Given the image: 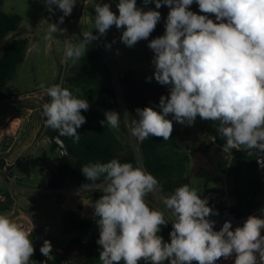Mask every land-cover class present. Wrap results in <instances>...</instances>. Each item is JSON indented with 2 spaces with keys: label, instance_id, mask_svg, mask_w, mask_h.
Masks as SVG:
<instances>
[{
  "label": "clouds",
  "instance_id": "9594fccd",
  "mask_svg": "<svg viewBox=\"0 0 264 264\" xmlns=\"http://www.w3.org/2000/svg\"><path fill=\"white\" fill-rule=\"evenodd\" d=\"M150 2L156 9L162 5L170 9L164 35L148 43L154 52V78L160 85L171 86L170 95L160 97L159 112L152 107L137 108L139 119L131 122L130 134L140 141L149 136L167 141L173 131L169 114L177 123L189 126L199 116L219 121L216 130L226 147L242 149L248 155L252 150L264 153V0H195L202 13L215 16V22L208 15L189 10L194 0H144L145 5ZM53 5L63 15L58 23H48L46 40L54 33H66L59 24L71 15L76 0H45L49 13L55 11ZM117 8L118 16L109 4L97 3L94 29L98 35L86 31L81 42L66 43L65 58L81 59L88 46L113 25L125 29L121 42L133 47L147 40L161 19L159 11L137 7V0H119ZM45 91L50 98L42 105L45 127L59 130V136L72 137L78 143L77 129L86 122L81 110L89 109L88 101L74 96L62 83ZM105 117L101 124L119 126L118 112L107 111ZM257 163L264 167V158H258ZM81 170L93 184L101 177L104 181L103 195L93 206L102 264H139L141 260L148 264H164L166 260L170 264H216L233 253L234 264H264V218L250 215L234 230L226 221L214 231L215 221L208 217L218 213L208 206L207 198L185 184L163 200L175 217L170 242H165L158 233L168 220L145 199L160 190L152 174L117 159L89 163ZM89 187V183L84 184L82 189ZM32 231L33 227L25 230L0 214V264H30L34 254ZM51 251L50 241L45 240L40 252L48 257Z\"/></svg>",
  "mask_w": 264,
  "mask_h": 264
},
{
  "label": "trees",
  "instance_id": "16d2710c",
  "mask_svg": "<svg viewBox=\"0 0 264 264\" xmlns=\"http://www.w3.org/2000/svg\"><path fill=\"white\" fill-rule=\"evenodd\" d=\"M53 20L58 23L63 12L54 5ZM215 22V16H211ZM21 16L17 14H4L0 12V40L4 39L21 22ZM68 29L74 27L71 15L64 18L61 24ZM98 35V32L93 33ZM27 49V40L20 38L4 46L0 56V103L18 94L8 87L17 66L24 60ZM151 60L154 52L150 49ZM104 47L99 38L90 53L83 57L75 67L74 72L65 78L68 89L74 96L86 99L89 103L87 111L81 110V115L86 122L77 132L80 135L78 143L73 142L72 137H61L76 158V162L61 157L60 163L50 173L47 186L51 189L62 188L67 185L82 187L84 184L95 185L103 181V177L96 183L87 180L81 168L89 163H106L111 159H117L121 163L129 162L134 167L141 166L152 174L159 182L162 193H170L179 186L189 185V180L183 177L186 165L191 163V177L201 179L205 187L203 198H207L208 206L218 216L230 210L238 216L244 215L255 209L262 201L261 181L257 174L256 161L264 157V153L252 150V155L245 151L232 149L231 156L224 151L225 140L218 133L210 138L199 140L191 146L187 142L190 132L185 129H173L169 140L162 137L149 136L140 141L138 145V157L127 150L125 145L116 137L107 124H101L106 118L102 113L105 102L98 106L96 97L103 95L110 99L114 105H118L119 97L126 109L130 122L138 120L136 109L152 107L161 111L159 101L161 96L169 97L170 85H153L150 79L138 78L134 71L122 72L117 79V86L111 72L103 65ZM119 89V93H118ZM59 135V130H55ZM52 150L59 147L52 143ZM183 146V149H180ZM224 178L233 183L232 193L236 197L233 207L214 205L213 195L216 194L213 187L221 185ZM211 186V187H210ZM90 197L93 190L85 191ZM7 194V193H6ZM11 200L7 195L5 203L0 202V212H5L11 207ZM64 233L71 235L70 241L62 251L64 259L61 262L44 260L40 252L41 245L33 243L34 254L30 264H97L101 246L96 243L99 239V230L96 218L84 220L73 212L66 214L63 219ZM171 228L169 224L161 226L160 233L168 234Z\"/></svg>",
  "mask_w": 264,
  "mask_h": 264
},
{
  "label": "rangeland",
  "instance_id": "374dc122",
  "mask_svg": "<svg viewBox=\"0 0 264 264\" xmlns=\"http://www.w3.org/2000/svg\"><path fill=\"white\" fill-rule=\"evenodd\" d=\"M97 3L109 4L111 11L117 16L119 15L117 8L119 0H76V5L71 13V17L74 20V27L68 29L59 24L60 28L67 29L66 33L63 35L54 33L52 39L46 40L44 36L47 33L48 23L55 22L53 20V13H49L45 6V0H0V12L7 15L17 14L22 18L15 29L4 39L0 40V56L5 45L23 37L29 39L25 59L17 66L11 80L7 83L8 87L10 89H15L20 94H32L35 91L42 90L58 83H62V86L68 89L65 78L74 72L80 60L90 53L97 40L93 41L88 46L85 55L79 60H68L65 58L64 50L66 43L76 45L77 42H79L77 37L83 40L82 32H97V30L94 29V19L96 15L94 6ZM137 7L145 11L156 10L161 13L160 21L147 40H141L133 47H128L122 43L120 39L125 29H117L115 25L107 31L105 36L99 37L103 42V47L107 50V52L104 51L102 58L103 65L111 72L116 87H118L117 79L119 75L129 70L134 71L138 78L150 79L153 85H159L154 78L155 67L151 60L148 43L152 39L164 35L165 23L170 9L166 5H162L161 8L156 9L154 2L145 5L144 0H137ZM189 10L198 15H208L209 18L214 16L213 14L202 13L198 4L195 3V0L189 7ZM76 25H78V28H76ZM109 44L111 47H106V45ZM41 85H44V88H41ZM101 102H105V108L102 109L104 116L107 111H116L120 114L121 119L119 126L110 129L125 145L127 150L138 157V145L140 140L130 134L131 122L120 97L118 105H114L107 97L98 95L96 97L97 105L99 106ZM15 106L16 103L8 101L2 108L5 110V108H14ZM40 114L41 111H37L32 119L34 120ZM172 117L173 114H169L167 118L172 120L173 129H185L190 132L187 142L191 146L205 137L211 139L214 134L217 133L216 128L219 125V121L202 120L197 116L195 122L189 126L187 124L182 125L177 123ZM12 126L14 127L13 124ZM45 130L46 127L43 121L38 138L34 140L30 151L25 156L23 164L18 167L20 170L18 169L13 174L19 176L18 180H15L17 183H21L23 186L30 189L41 191L39 194L31 197L32 205L28 209L30 219L39 227V230L31 237L32 242L37 243V238L39 237H42L43 241H50L53 250H55L54 252L58 253L60 256L59 259L53 261L61 262L64 259L62 249L70 241L71 235L63 231V219L66 214L61 208L60 196L57 193L51 192L53 190L47 189L49 173L55 168L54 161L61 160V156L59 149L52 150V142L46 137ZM180 149H183V146H180ZM224 151L231 156L232 148L225 146ZM44 168H48L49 172L44 173ZM183 177L189 180L190 187L195 188L197 193L203 198L205 193L203 181L191 177V163L186 165ZM103 186L104 182L92 185L84 190L82 187H75L80 188L82 191L92 189L93 198L98 200L103 195ZM213 188L216 192V194L213 195L214 205L233 207L236 204V197L232 193L233 183L227 178L223 179L221 185ZM169 195L170 193H162L161 190H159L150 193L145 199L150 208H155L163 212L172 230V221L174 222L175 217L172 215L171 210L163 203L164 198ZM23 203L27 206L28 199L24 198ZM158 235L162 236L165 242H170L168 234L159 232ZM42 257L46 261H52L49 256L45 257L42 254ZM97 264H102V262L99 261ZM121 264H123V262H121ZM139 264H148V262L141 260ZM164 264H170V262L166 260Z\"/></svg>",
  "mask_w": 264,
  "mask_h": 264
},
{
  "label": "crops",
  "instance_id": "0c3cea01",
  "mask_svg": "<svg viewBox=\"0 0 264 264\" xmlns=\"http://www.w3.org/2000/svg\"><path fill=\"white\" fill-rule=\"evenodd\" d=\"M76 28H78V25H76ZM25 39L27 40L28 46L29 39L27 37ZM46 88L35 91L32 94L18 93L16 96H23L21 101L14 100L13 97L15 96H13L0 103V161L10 168L11 176L16 181L19 176L13 173L23 164L25 156L30 151L34 140L38 138L41 132L42 123L45 119L42 118V105L50 100L45 93ZM8 101L16 103V106L14 108H5L4 110L2 107ZM37 111H41V114L33 120L32 117ZM62 188L70 190L65 194H58L61 198V208L65 214L73 212L84 220H93V206L96 200L86 194L85 191L79 188L77 189L74 185H67ZM47 189L55 190L48 187ZM31 237H33V235ZM43 242L42 237L37 238V243L41 246ZM54 251L55 250L52 248L49 254L52 261L60 257L59 254Z\"/></svg>",
  "mask_w": 264,
  "mask_h": 264
},
{
  "label": "built area",
  "instance_id": "2783aa9c",
  "mask_svg": "<svg viewBox=\"0 0 264 264\" xmlns=\"http://www.w3.org/2000/svg\"><path fill=\"white\" fill-rule=\"evenodd\" d=\"M104 51L107 52L105 48H104ZM22 97L23 96H15L13 97V99L16 101H21ZM59 153L61 157L64 156V152L60 148H59ZM59 163H60V160H55L54 166L55 167L58 166ZM256 169H257V174L260 178L261 187H262L261 204L255 209H253L252 211H250L249 213L241 215V216H238L236 213L231 212L230 210H226L225 212H223L222 214L218 216L208 217V219L215 221L214 229H213L214 231H219L226 221L231 222L232 230H234L238 226L242 227L244 222L247 220V218L250 215H255V216L264 218V213L261 212V209L264 208V167H261V165L258 164L256 161ZM43 172L48 173L49 169L44 168ZM69 191L70 190H67L64 188H58L51 192L57 193V194H65ZM40 192L41 191L39 190L30 189L28 187H25L17 183L14 180V178L11 176L10 168L6 164L1 163L0 161V202L5 203L7 200V195L9 196V199L12 202L11 207L7 211L0 212V213L2 215H6L9 218H11L13 221L21 225L25 230H31L33 227L31 236L34 235L39 230V227L37 226L36 223H34L30 219L29 214H28V209L32 205L31 197L39 194ZM24 198L28 199L27 206L23 203ZM226 208H229V207H226ZM261 235L264 236V229L261 230ZM235 256L236 254L233 253L227 259H224L223 257H221L220 259L216 261V264H234ZM52 264H58V263H52ZM192 264H197V262L193 261Z\"/></svg>",
  "mask_w": 264,
  "mask_h": 264
},
{
  "label": "water",
  "instance_id": "95a60500",
  "mask_svg": "<svg viewBox=\"0 0 264 264\" xmlns=\"http://www.w3.org/2000/svg\"><path fill=\"white\" fill-rule=\"evenodd\" d=\"M79 42L82 41V39H80L79 37H77ZM45 135L46 137L49 139L50 142L56 144L63 152H64V156L72 161V162H76V158L72 155V153L70 152L67 144H66V141L64 139H62L58 134L57 132L54 130V129H51V128H46L45 130ZM57 138L59 140H57ZM62 143H61V142Z\"/></svg>",
  "mask_w": 264,
  "mask_h": 264
}]
</instances>
